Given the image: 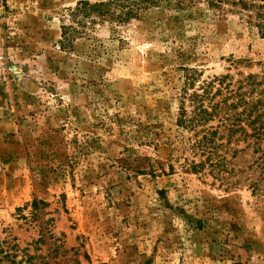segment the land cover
<instances>
[{
  "label": "rangeland",
  "instance_id": "rangeland-1",
  "mask_svg": "<svg viewBox=\"0 0 264 264\" xmlns=\"http://www.w3.org/2000/svg\"><path fill=\"white\" fill-rule=\"evenodd\" d=\"M82 1L0 0V264H264V195L187 171L177 124L191 68L264 88L255 11Z\"/></svg>",
  "mask_w": 264,
  "mask_h": 264
},
{
  "label": "trees",
  "instance_id": "trees-1",
  "mask_svg": "<svg viewBox=\"0 0 264 264\" xmlns=\"http://www.w3.org/2000/svg\"><path fill=\"white\" fill-rule=\"evenodd\" d=\"M161 0L82 1L73 10L75 19L96 14L117 21L128 20L139 10ZM224 12L231 4L254 10L259 32L264 36V0H207ZM72 27H63L67 36ZM181 93L177 124L187 131L183 167L192 173L211 176L215 182L234 186L245 181L254 193L264 195V88L253 75L233 81L231 75L203 79L197 86L198 71L191 68ZM191 90V91H190ZM245 143L243 147L239 145ZM248 153L243 166L234 160ZM38 202L35 200L34 204ZM1 254V250H0ZM2 257L0 255V263Z\"/></svg>",
  "mask_w": 264,
  "mask_h": 264
}]
</instances>
